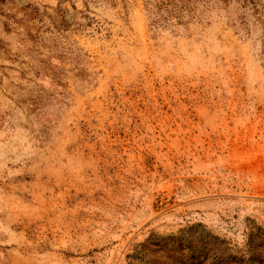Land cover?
<instances>
[{"label":"rangeland","instance_id":"374dc122","mask_svg":"<svg viewBox=\"0 0 264 264\" xmlns=\"http://www.w3.org/2000/svg\"><path fill=\"white\" fill-rule=\"evenodd\" d=\"M253 2L0 0V264L246 254L264 232Z\"/></svg>","mask_w":264,"mask_h":264},{"label":"trees","instance_id":"16d2710c","mask_svg":"<svg viewBox=\"0 0 264 264\" xmlns=\"http://www.w3.org/2000/svg\"><path fill=\"white\" fill-rule=\"evenodd\" d=\"M248 248L245 254L242 251H234L227 246H221L215 250V256L211 261L207 263L206 259L197 264H264V232L262 230L248 236ZM258 250L260 252H257ZM246 255L248 258H245Z\"/></svg>","mask_w":264,"mask_h":264}]
</instances>
